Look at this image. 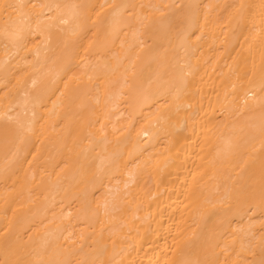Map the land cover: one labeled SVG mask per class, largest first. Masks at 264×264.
Listing matches in <instances>:
<instances>
[{
  "label": "bare ground",
  "instance_id": "obj_1",
  "mask_svg": "<svg viewBox=\"0 0 264 264\" xmlns=\"http://www.w3.org/2000/svg\"><path fill=\"white\" fill-rule=\"evenodd\" d=\"M0 264H264V0H0Z\"/></svg>",
  "mask_w": 264,
  "mask_h": 264
}]
</instances>
